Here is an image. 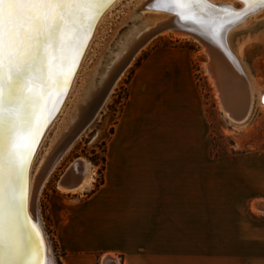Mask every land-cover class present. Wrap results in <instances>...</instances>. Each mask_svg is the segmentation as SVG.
Here are the masks:
<instances>
[{
	"label": "crops",
	"instance_id": "obj_1",
	"mask_svg": "<svg viewBox=\"0 0 264 264\" xmlns=\"http://www.w3.org/2000/svg\"><path fill=\"white\" fill-rule=\"evenodd\" d=\"M209 134L191 55L153 49L113 125L103 182L51 200L62 264H264V152L215 160Z\"/></svg>",
	"mask_w": 264,
	"mask_h": 264
},
{
	"label": "rangeland",
	"instance_id": "obj_2",
	"mask_svg": "<svg viewBox=\"0 0 264 264\" xmlns=\"http://www.w3.org/2000/svg\"><path fill=\"white\" fill-rule=\"evenodd\" d=\"M149 1L121 0L120 2L115 0L110 6L111 8L106 10L104 14L107 16L103 17L104 20L97 30V35L92 37L90 41L91 48L77 73L70 95L47 131L45 142L41 147V154L53 143L52 140L66 130L69 123L74 122L77 118L79 104L87 98L89 90L91 92L94 88H98L101 78L109 70L116 57L119 56L118 54L121 53L130 36L143 28L144 19L149 14L152 18L161 14L158 10L151 8L149 10L146 7ZM233 4L239 9L243 7L240 0H233ZM228 38L231 50L243 67L244 81L251 97L249 113L246 119L241 122L232 121L225 115L218 89L208 73L209 56L204 46L194 40L193 37L179 36L171 31L156 34L134 55L131 64L122 72L94 119L83 129L47 177L36 201V218L44 230L55 264H62V254L56 243L52 227L51 200L57 194L67 199L75 197L83 199L86 194H89L103 182L105 163L103 168L102 158L105 157L113 125L128 97L133 73L153 49L179 48L186 50L191 55V66L196 85L210 125L208 144L211 158L215 160L227 159L231 156L240 158L251 152H264V108L261 106L258 96L260 89L264 87V4L259 10L247 15L242 24L232 28ZM96 73L98 74L96 75ZM93 81L96 85L92 88L90 84ZM216 153H227L228 155L217 158L214 156ZM41 154L38 155V158ZM79 158L85 159L89 163L90 181L76 193L60 190L58 188L59 180L69 165ZM89 188L91 189L89 190ZM256 203L257 201L250 203V208L259 214H263L257 210L259 208ZM221 260L220 256L215 254V264H223Z\"/></svg>",
	"mask_w": 264,
	"mask_h": 264
},
{
	"label": "bare ground",
	"instance_id": "obj_3",
	"mask_svg": "<svg viewBox=\"0 0 264 264\" xmlns=\"http://www.w3.org/2000/svg\"><path fill=\"white\" fill-rule=\"evenodd\" d=\"M114 1L98 0V8L94 13L96 19L86 34V43L76 55V58L69 61L68 68L72 69L71 75L60 86L59 91L56 86H52L46 93H41L43 106L36 114V122L40 125V131L33 146L31 162L26 172L28 196L24 211L21 213L23 226L15 237L19 252L16 255H9L7 246L0 249V260L3 261V264H55L44 230L36 218L35 206L41 189L63 154L70 148L83 129L94 119L98 110L101 109L100 107L112 91L116 81L127 66L131 64L134 55L156 34L171 31L179 36H191L194 40L201 43L209 56L207 63L208 73L218 89L225 115L232 121L241 122L246 119L249 113L251 97L244 81L245 73L241 62L229 46L228 37L230 30L242 24L247 15L259 10L264 4V0H240L243 4L241 8L243 11H239L241 9L234 6L233 0H189L191 7L179 15L176 12L161 10V0H147L149 3L146 7L149 10H158L161 14L156 18H152L150 14L149 16L146 15L147 17L143 21V28L137 30L133 36H130L121 53L118 54L119 56L115 60L113 59V63L111 61L112 64L109 70L104 76L101 75L103 77L100 85L97 86L98 88H94L91 92L89 90L87 98L79 104L77 118L74 122L69 123L66 130L60 136L58 135L59 137L53 138V143L41 154V147L45 142L47 131L55 117L63 109L74 85L77 73L80 71L84 58L88 55L87 53L91 48L90 41L92 37L97 35V30L104 20L103 17L107 16L104 13ZM119 1L121 2V0ZM201 1L213 8H202ZM241 12L244 14H240ZM84 23L85 27H87V19H85ZM122 67L123 69L120 70ZM59 70L61 72L66 71L62 67ZM116 73H118L117 78L108 89L107 95L101 101V104L96 107L93 116L88 119L84 127L81 129L77 128L82 119L88 115L90 104L99 98L102 90L108 86ZM93 83L90 84L92 88L96 85ZM62 88L64 90L60 95ZM258 96L259 102L264 108V87L260 89ZM243 111L245 115L241 117ZM4 134L3 130H0V136ZM39 154L41 156L38 158ZM89 181V163L85 159L79 158L69 165L58 182V188L63 191L76 193L79 189L82 190ZM25 213L27 218H25Z\"/></svg>",
	"mask_w": 264,
	"mask_h": 264
},
{
	"label": "snow or ice",
	"instance_id": "obj_4",
	"mask_svg": "<svg viewBox=\"0 0 264 264\" xmlns=\"http://www.w3.org/2000/svg\"><path fill=\"white\" fill-rule=\"evenodd\" d=\"M161 3L178 15L191 7L189 0ZM97 8L98 0H0V249L7 246L9 255L19 252L15 237L23 226L41 93L59 91L71 75L69 61L86 43Z\"/></svg>",
	"mask_w": 264,
	"mask_h": 264
},
{
	"label": "water",
	"instance_id": "obj_5",
	"mask_svg": "<svg viewBox=\"0 0 264 264\" xmlns=\"http://www.w3.org/2000/svg\"><path fill=\"white\" fill-rule=\"evenodd\" d=\"M201 2H202V1H201ZM201 7H202V8H211V9L213 8V7H211L210 5H208V4L204 3V2H202ZM240 14H244V13L241 12ZM240 14H239V15H240ZM123 67H124V66H123ZM123 67H122L120 70H122ZM117 76H118V73H116V74L114 75V77L110 80L108 86H106L105 89L102 90V92H101L99 98L96 99L95 102H92V103L90 104V106H89L90 109H89V112L87 113L88 115L86 116V118L82 119V122L79 123V124L77 125V128L81 129L82 127H84L85 124L87 123L88 119H89L91 116H93L96 107H97L98 105L101 104V101H102V100L104 99V97L107 95L108 89H109V88L111 87V85L114 83V81H115V79L117 78ZM63 90H64V88H62V90L60 91V95L62 94ZM244 115H245V112L243 111L242 114H241V117H243Z\"/></svg>",
	"mask_w": 264,
	"mask_h": 264
},
{
	"label": "trees",
	"instance_id": "obj_6",
	"mask_svg": "<svg viewBox=\"0 0 264 264\" xmlns=\"http://www.w3.org/2000/svg\"><path fill=\"white\" fill-rule=\"evenodd\" d=\"M226 155H228L227 153H216V154H214V156L215 157H223V156H226ZM102 162H103V168H104V163H105V157H103L102 158ZM102 183V182H101ZM99 187V185L98 186H96V188L94 189V190H96L97 188ZM93 190V191H94Z\"/></svg>",
	"mask_w": 264,
	"mask_h": 264
}]
</instances>
